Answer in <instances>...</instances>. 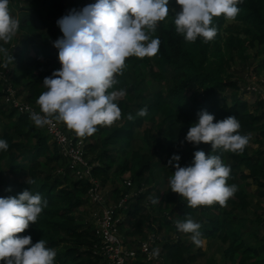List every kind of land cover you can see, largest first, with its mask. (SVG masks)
I'll list each match as a JSON object with an SVG mask.
<instances>
[{
  "label": "trees",
  "instance_id": "obj_1",
  "mask_svg": "<svg viewBox=\"0 0 264 264\" xmlns=\"http://www.w3.org/2000/svg\"><path fill=\"white\" fill-rule=\"evenodd\" d=\"M91 3L95 0L9 2L19 30L3 45L13 62L5 68L0 60V139L9 145L7 151H0V198L31 190L47 201L36 223L16 235H30L33 244L44 240L57 253L55 264H106L93 210L100 218L105 207L116 209L119 200L127 197L123 207L115 210V216H123L119 231L127 248L136 249L154 233L164 236L159 248L162 264H193L204 252L201 246L193 251L191 234L176 228L177 221L191 218L201 224L203 239L219 241L223 258L232 264H264V233L260 234L264 217H255L256 209L264 213V99L257 100L251 111L240 91V83L248 84L249 78L237 76L233 69L239 63L246 71L254 65L259 87L254 83L252 90L264 94V0H243L233 20L214 17L210 26L217 28V35L208 42L200 37L186 41L175 30V13L169 12L149 32L160 40L158 53L126 58L122 74L116 75L117 85L107 90L126 91L117 101L119 120L96 126L97 131L85 137L72 136L56 120L74 144L84 139L83 155L90 166V174L85 175L56 142H49L46 127H37L30 114L41 113L36 101L46 91L43 80L61 67L59 50L47 46L63 38L57 21ZM143 108L147 115L137 116ZM202 110L213 114L214 122L236 116L241 135L251 137L242 153L214 152L211 143L194 146L185 140ZM129 114L135 119L128 120ZM252 143L263 147L254 149ZM197 150L220 155L230 166L227 184L238 190L225 206L192 208L171 191L172 155H180L181 167L190 166ZM95 184L101 202L94 205L90 190ZM252 185L255 191H249ZM150 197L159 202L152 204ZM169 228L174 235L166 236ZM127 264L155 263L139 255Z\"/></svg>",
  "mask_w": 264,
  "mask_h": 264
},
{
  "label": "clouds",
  "instance_id": "obj_2",
  "mask_svg": "<svg viewBox=\"0 0 264 264\" xmlns=\"http://www.w3.org/2000/svg\"><path fill=\"white\" fill-rule=\"evenodd\" d=\"M10 0H0V60L7 68L13 62L12 54L4 44L9 43L19 30V21L9 10ZM170 0H95L80 11L72 10L57 21L63 38L55 41L59 50L58 60L61 67L45 77L46 91L37 99L40 111L32 112L30 118L37 127L51 123L49 117L63 122L80 136H92L96 126H111L121 118L117 101L126 95L124 89L107 92L114 88L122 74L125 59L153 57L158 53L160 40L151 38L157 22L169 15ZM180 11L175 13L174 24L177 33L188 42L198 37L205 42L217 35L212 25L214 17L223 15L233 20L243 0H175ZM139 117L147 115L141 109ZM131 114L128 120H134ZM214 115L206 110L198 113L185 140L194 146L211 143L215 152L242 153L251 137L241 135L240 122L236 116L215 121ZM9 145L0 139V151H7ZM180 155L173 154L169 165L175 168L169 178L172 192L187 201L189 207L218 203L225 206L238 188L227 184L231 168L220 155L208 154L203 150L194 152L190 166L181 167ZM29 183V181H27ZM156 204L159 198H151ZM47 206L39 193L24 190L18 196L0 198V261L3 264H55L56 251L46 247L40 239L32 243L30 235L18 236L30 224H35L38 216ZM201 224L191 218L176 222L179 232L190 233L192 242L200 247L202 238ZM153 256L159 255V248L153 249Z\"/></svg>",
  "mask_w": 264,
  "mask_h": 264
},
{
  "label": "built area",
  "instance_id": "obj_3",
  "mask_svg": "<svg viewBox=\"0 0 264 264\" xmlns=\"http://www.w3.org/2000/svg\"><path fill=\"white\" fill-rule=\"evenodd\" d=\"M49 119L51 123L45 125V127L53 141L57 143L60 151L70 160L71 164L83 167V173L89 175L90 166L87 165L84 158L82 142L78 141L74 144L67 134L59 127L56 120L52 117H49ZM97 186L98 185L95 184L94 189L90 190V195L94 201L101 202L99 199L100 196L96 192ZM126 201L127 197L121 198L116 209L123 207ZM116 209L105 207L101 217L98 219L96 227L97 234L101 239L102 251L106 258V264H127L128 261H136L139 255H141L143 261L147 263L162 264V257L159 255H152L153 249L159 248L156 246L157 238L154 233H150L147 237L142 239L136 249H130L124 245L119 231V224L123 220V216H115ZM137 249L139 252H137Z\"/></svg>",
  "mask_w": 264,
  "mask_h": 264
},
{
  "label": "rangeland",
  "instance_id": "obj_4",
  "mask_svg": "<svg viewBox=\"0 0 264 264\" xmlns=\"http://www.w3.org/2000/svg\"><path fill=\"white\" fill-rule=\"evenodd\" d=\"M169 12H179V5L176 4L175 0H170L169 2ZM54 43H48L47 46L50 49L53 50H58L57 48H55ZM235 73L237 74V76L240 77H245L246 79L249 78L248 84L244 85L242 83H240V91H244L243 94H241L243 100L247 101L248 103V107L249 109L252 111L253 108L255 107V102L257 100H262L264 99V94L262 93H254V90H252L253 88H256V86L254 85V83L256 84V77L255 74L252 72V70L254 69V65L250 66V69L248 71L245 70V65L242 64H238L236 66L233 67ZM258 87L259 85L256 84ZM18 101H20V99H18ZM56 120V119H55ZM58 122V120H57ZM68 131H71L72 136L75 135L76 133L74 132V130L69 129L68 127H66ZM71 139V137H70ZM84 139L80 138L79 141H83ZM49 142H53V139L51 138ZM254 142V141H253ZM263 146L259 143H252V148L254 149H260ZM143 151V150H142ZM89 165V164H88ZM92 182H95L92 179ZM257 189V187L255 185H252L251 187H249V191H255ZM132 194V193H130ZM99 199L101 200V197H99ZM92 203H94L95 205V201L92 199L91 200ZM262 202H264V198L261 200ZM255 217L257 218H263L264 217V213L262 212V209H256L255 210ZM93 215L95 216V227H96V223L98 222L97 218V211L93 210ZM101 217V216H100ZM263 227H264V222H263ZM167 232V233H166ZM164 232L166 234V236H171L174 235V231L170 230V228L168 229V231ZM264 233V228H261L260 230V234ZM156 236V235H155ZM164 236L162 235H157V242H156V246L161 248L162 244L164 243L163 238ZM162 239V240H161ZM189 241H191V239H189ZM204 243L201 246L202 251L204 252L203 255H200L193 264H232L229 260H226L227 258H223V249L224 247L220 246L219 241L215 242V243H211V241L207 240V239H203ZM198 247L195 246L193 248V251H195ZM162 257V255H161ZM161 259L164 260V257H162Z\"/></svg>",
  "mask_w": 264,
  "mask_h": 264
},
{
  "label": "bare ground",
  "instance_id": "obj_5",
  "mask_svg": "<svg viewBox=\"0 0 264 264\" xmlns=\"http://www.w3.org/2000/svg\"><path fill=\"white\" fill-rule=\"evenodd\" d=\"M127 210V209H126Z\"/></svg>",
  "mask_w": 264,
  "mask_h": 264
}]
</instances>
